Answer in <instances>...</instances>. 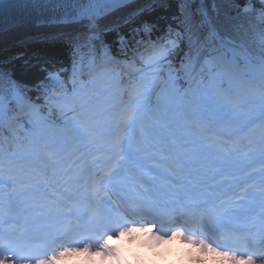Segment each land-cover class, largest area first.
Segmentation results:
<instances>
[{"label":"snow or ice","instance_id":"obj_1","mask_svg":"<svg viewBox=\"0 0 264 264\" xmlns=\"http://www.w3.org/2000/svg\"><path fill=\"white\" fill-rule=\"evenodd\" d=\"M67 2L71 11L42 23L66 29L56 35L70 63L42 68L34 94L0 71V264H55L73 256L80 264L97 258L119 264L120 250L109 241L125 234L159 244L179 238L229 264H264V228L241 234L214 225L227 205L256 191L264 209V0H227L223 20L217 0H147L123 17L115 14L132 0ZM31 3L0 0V9ZM156 5L174 9L158 32L146 20L130 35L120 31ZM108 33L115 34L117 53ZM245 36L257 47L237 39ZM209 104L229 114L224 131L184 123ZM253 126L258 133L249 131ZM69 137L77 141L71 149ZM89 157L95 158L88 177L94 186L111 184L125 170L161 179L181 175L189 203L181 199L180 208L166 211L158 202H123L99 221L69 222L43 235L3 227L14 198L62 207L58 188L78 183ZM256 166L258 183L249 172ZM228 174L233 182L221 192ZM165 217L167 231L159 222Z\"/></svg>","mask_w":264,"mask_h":264},{"label":"trees","instance_id":"obj_2","mask_svg":"<svg viewBox=\"0 0 264 264\" xmlns=\"http://www.w3.org/2000/svg\"><path fill=\"white\" fill-rule=\"evenodd\" d=\"M217 5L219 10H226L228 11V2L227 0H217ZM174 9H169V13H172ZM166 21L165 19H163ZM223 20V19H222ZM111 34V33H110ZM239 40V37L237 38ZM244 43L247 44L248 42L252 41L251 36L241 37ZM11 49H18L17 46H11ZM31 49V48H30ZM5 47L0 49V67L5 68L6 70L2 69L3 71H7L13 74L14 78L20 81L22 84L28 86V90L31 94H34L33 86L43 77L44 72L42 68L44 67H51L47 65L46 56L52 55V57H57L58 49L54 52H45L40 54L39 56H35L36 51L31 50L32 54H25L20 53L19 55H15L12 60L7 59L9 58V52L4 53ZM46 61V62H45Z\"/></svg>","mask_w":264,"mask_h":264},{"label":"clouds","instance_id":"obj_3","mask_svg":"<svg viewBox=\"0 0 264 264\" xmlns=\"http://www.w3.org/2000/svg\"><path fill=\"white\" fill-rule=\"evenodd\" d=\"M125 239H126V237H125ZM147 239H148V237H147ZM149 241L159 243L158 241H155V240H149ZM113 243L121 244L122 246L127 247V245H125L123 243V240H121V241H114ZM76 264H80V261L77 260L76 261ZM96 264H99V258H97ZM119 264H129V262L128 261H125L124 258H123L121 261H119ZM136 264H143V261L137 259L136 260Z\"/></svg>","mask_w":264,"mask_h":264},{"label":"rangeland","instance_id":"obj_4","mask_svg":"<svg viewBox=\"0 0 264 264\" xmlns=\"http://www.w3.org/2000/svg\"><path fill=\"white\" fill-rule=\"evenodd\" d=\"M138 4H136V5H134L135 7L137 6ZM64 30H66V29H61V30H59L58 28H50V29H48L46 32H50V33H59L60 31H64ZM31 32H33V31H31Z\"/></svg>","mask_w":264,"mask_h":264},{"label":"bare ground","instance_id":"obj_5","mask_svg":"<svg viewBox=\"0 0 264 264\" xmlns=\"http://www.w3.org/2000/svg\"><path fill=\"white\" fill-rule=\"evenodd\" d=\"M135 9H137V7L136 8H134L133 10H135ZM127 24H123V26H126ZM14 32L15 33H18L19 32V30H14ZM1 36V35H0Z\"/></svg>","mask_w":264,"mask_h":264}]
</instances>
